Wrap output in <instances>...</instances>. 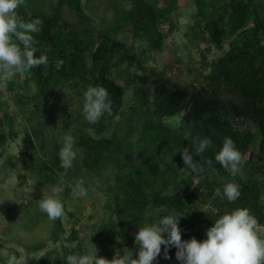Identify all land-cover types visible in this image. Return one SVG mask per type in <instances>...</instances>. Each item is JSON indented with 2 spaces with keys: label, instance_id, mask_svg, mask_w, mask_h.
<instances>
[{
  "label": "trees",
  "instance_id": "16d2710c",
  "mask_svg": "<svg viewBox=\"0 0 264 264\" xmlns=\"http://www.w3.org/2000/svg\"><path fill=\"white\" fill-rule=\"evenodd\" d=\"M89 4L26 0L16 10L26 22L41 21V31L33 34L34 55L46 54L48 64L0 78V180L14 177L18 186L33 189L20 200L0 203V224L13 233L49 222L41 239L20 241L33 264H66L68 255L86 251L108 261L137 258L138 228L166 214L161 207L185 215L178 221L182 240H204L220 215L237 208H247L264 226V0H108L109 19L100 18L98 26ZM186 4L192 9L182 24ZM178 31L186 47L199 52V65L189 66L187 76L198 77L201 85L191 89L160 74L147 83L153 52ZM212 49L219 54L210 56ZM121 83H133L131 98L124 97ZM89 86L106 88L112 102V114L95 124L82 113ZM236 119L255 127L242 128ZM66 134L75 138L76 151L67 170L58 155ZM225 137L242 154L239 173L215 160ZM204 138L211 143L195 155ZM185 147L201 168L198 175L183 169L178 151ZM80 180L88 194L93 186L101 197L100 212L91 213L86 226L77 216L81 206L69 208L79 202L73 187ZM228 182L239 185L234 202L223 196ZM51 192L64 205L55 221L38 207ZM163 251L162 245L153 264H181L175 247L167 259ZM0 263L7 261L0 256Z\"/></svg>",
  "mask_w": 264,
  "mask_h": 264
},
{
  "label": "clouds",
  "instance_id": "9594fccd",
  "mask_svg": "<svg viewBox=\"0 0 264 264\" xmlns=\"http://www.w3.org/2000/svg\"><path fill=\"white\" fill-rule=\"evenodd\" d=\"M26 0H0V78L11 80L18 73L40 65L48 64V57L42 54L36 57L33 34L41 31L39 19L26 22L20 19L16 10L25 5ZM63 60H57L55 67L59 70ZM82 113L89 124L112 114V102L109 93L103 86H89L83 93ZM211 141L204 138L195 149V155L204 152ZM75 138L66 134L58 153L62 166L67 170L76 159ZM185 165L183 169L198 175L201 168L194 161L191 149L185 147L178 151ZM215 160L233 174L241 171L242 154L230 137H225L222 147L215 155ZM211 164V161H208ZM220 189H217V193ZM87 188L84 181H78L73 187L76 198H85ZM223 196L228 202L240 197L239 185L228 182L223 186ZM40 211L48 220L55 221L64 214V205L58 197L42 198L38 201ZM166 213L151 224L138 228L135 241L138 245L137 258L123 255L108 261L98 257L96 252L86 251L82 254H70L66 264H153L161 254L164 246V258L168 257L170 247L177 249L176 259L181 264H264V238L256 230L257 219L247 208H237L220 215L214 224L207 229L206 238L198 241L181 239V228L178 221L185 215L169 212L165 207L159 209ZM7 264H22L13 253Z\"/></svg>",
  "mask_w": 264,
  "mask_h": 264
},
{
  "label": "rangeland",
  "instance_id": "374dc122",
  "mask_svg": "<svg viewBox=\"0 0 264 264\" xmlns=\"http://www.w3.org/2000/svg\"><path fill=\"white\" fill-rule=\"evenodd\" d=\"M108 0H90L89 8L92 9V14L94 18V23L98 26V22L100 18L109 19V15L105 9V3ZM192 7L190 4H186L183 8H181L182 16L180 17V22L184 24L187 21V16L190 13ZM97 17V18H96ZM125 39L127 42L130 41V35L124 34ZM218 51L215 49L211 50L210 56L214 57L218 55ZM176 55L179 57L181 62L177 61ZM154 59L150 61L151 69L148 70L146 73L148 75V80L151 81L157 74H160V77H165L166 80L169 82H173L174 84H179L182 86L188 85L191 89L199 87L201 85L198 77H188L187 68L189 66H196L199 65L200 57L199 52L194 48H188L185 44V39L182 36V32L178 31L174 34L171 38H167L164 44V47L160 52H153ZM163 69V70H161ZM159 77V76H158ZM136 81H133V83ZM133 83H121L124 87L125 94L124 97L131 98L133 92ZM235 122L240 124L242 128H254L255 124L252 121L246 119H236ZM257 143L253 145V148L256 150ZM254 150V151H255ZM13 151H17L13 149ZM248 161V169L251 168L254 171V166H252V160L250 155L246 157ZM1 177V175H0ZM33 189L26 188L24 186H18L17 181L14 177L5 178L1 182L0 180V203L2 201L9 199L13 200H20L24 196L28 195L32 192ZM47 197H54L53 192L46 194ZM101 197L98 195L97 191L94 189L93 186L89 189V194L85 198H79V202L72 201L70 203L69 208L73 209L76 205L81 206V212L77 213V216L81 217L80 226H86L93 221V219L89 218L91 213H99L100 212V205H101ZM75 203V204H74ZM30 216V214H29ZM17 217V216H16ZM94 217H97L94 216ZM30 219V220H29ZM63 219H67V216L64 215ZM31 221V218L27 219V222ZM38 226L32 228L28 226L26 229H14V232H7V225L0 224V242H2L0 246V256L3 261H7L10 255V249L17 250L19 252V260L22 264H33L34 257L29 256L31 255L30 251L26 249L22 243H30L31 241H36L41 239L45 236L48 232V228L50 226L49 222L42 221ZM69 226V225H68ZM206 226H202L205 228ZM201 229V228H200ZM257 232L264 235V226L257 225L256 226ZM6 231V233L4 232ZM20 238H19V237ZM18 238V239H17ZM22 243H21V242ZM1 264V263H0ZM164 264H171L167 261Z\"/></svg>",
  "mask_w": 264,
  "mask_h": 264
}]
</instances>
